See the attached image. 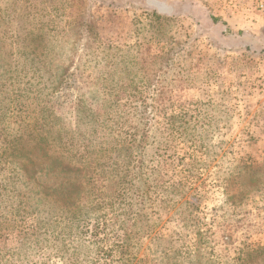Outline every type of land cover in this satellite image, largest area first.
<instances>
[{"label": "rangeland", "instance_id": "obj_1", "mask_svg": "<svg viewBox=\"0 0 264 264\" xmlns=\"http://www.w3.org/2000/svg\"><path fill=\"white\" fill-rule=\"evenodd\" d=\"M259 2L0 0V264H264Z\"/></svg>", "mask_w": 264, "mask_h": 264}, {"label": "crops", "instance_id": "obj_2", "mask_svg": "<svg viewBox=\"0 0 264 264\" xmlns=\"http://www.w3.org/2000/svg\"><path fill=\"white\" fill-rule=\"evenodd\" d=\"M235 18H229L227 16V22L235 25L238 28V33L241 38L251 36L255 39H263L261 28H264V9L254 10L251 12H240Z\"/></svg>", "mask_w": 264, "mask_h": 264}, {"label": "built area", "instance_id": "obj_3", "mask_svg": "<svg viewBox=\"0 0 264 264\" xmlns=\"http://www.w3.org/2000/svg\"><path fill=\"white\" fill-rule=\"evenodd\" d=\"M258 8L264 9V2H259L258 3Z\"/></svg>", "mask_w": 264, "mask_h": 264}, {"label": "trees", "instance_id": "obj_4", "mask_svg": "<svg viewBox=\"0 0 264 264\" xmlns=\"http://www.w3.org/2000/svg\"><path fill=\"white\" fill-rule=\"evenodd\" d=\"M213 19H215V18H213ZM237 34H239L238 31H237Z\"/></svg>", "mask_w": 264, "mask_h": 264}]
</instances>
